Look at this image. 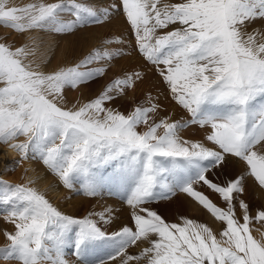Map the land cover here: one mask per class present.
<instances>
[{"label":"snow or ice","instance_id":"1","mask_svg":"<svg viewBox=\"0 0 264 264\" xmlns=\"http://www.w3.org/2000/svg\"><path fill=\"white\" fill-rule=\"evenodd\" d=\"M121 3L139 53L157 65L172 99L190 118L156 122L150 117L158 110L156 104H134L127 113L108 107L134 87L139 72L117 75L77 108L60 106L57 97L65 86L75 88L105 72L103 66L88 65L120 53L94 49L71 67L44 73L25 64V47L0 43V143L24 136V141L9 144L21 159L31 152L65 187L79 182L88 196L114 185L131 210L130 223L108 233L91 213L83 218L66 215L35 188L0 180V210L7 212L5 219L15 229L4 231L7 244L0 247V259L70 264L67 252L86 260L95 247L104 245L110 250L107 260L119 264H264V234L260 239L252 235L249 206L239 202L243 222L235 212L233 201L244 191L243 176L221 185L207 175L231 157L244 162L246 174L264 187V42L256 39L258 29L244 31L247 24L264 19V0H181L163 7L159 0ZM64 12L72 18L62 19ZM101 15L107 19L109 10L98 12L78 0H39L23 6L0 0V25L18 32H70L82 24L100 23ZM176 24L179 27L157 34ZM258 98L261 102L256 103ZM189 124L207 129L204 141L211 146L178 134ZM201 182L219 194L226 209L195 189ZM173 188L223 222L219 239L205 224L188 218L169 223L147 207L167 199ZM99 216L110 221L103 213ZM254 219L264 221V210H257ZM138 241L148 246L129 254V246Z\"/></svg>","mask_w":264,"mask_h":264},{"label":"bare ground","instance_id":"2","mask_svg":"<svg viewBox=\"0 0 264 264\" xmlns=\"http://www.w3.org/2000/svg\"><path fill=\"white\" fill-rule=\"evenodd\" d=\"M9 5L23 6L26 4ZM60 15L64 20L70 19V15L67 12L61 13ZM114 21L115 18L110 22ZM249 26L252 28V30L248 29L247 26L245 29L251 32L254 29H258L259 34L256 36L257 41L264 42V20L259 21V19H257V21H252L249 23ZM24 33L26 36L25 43L27 47L31 46L33 49V51L30 52L28 51V48H26V51H28L29 54L23 58L24 62L25 64L30 65L33 70L44 73H51L60 68L71 67L73 64L78 63L90 52H92V48H100L102 50L105 48L110 50H121V38H116L117 41H115L114 44L107 45L98 37H90L88 40L79 38L77 42L70 41L68 39L69 35H65V32L59 33L48 28L26 30ZM0 43L2 42L0 41ZM4 44L10 46L13 49L18 47L14 44ZM105 62H107V60H105ZM101 65L103 66L107 64H104L103 62ZM128 71L131 72L132 70H127V72ZM66 90L67 86L63 88L62 93H64ZM148 90V88H141L140 92L135 90L127 91L126 95L118 97L116 102L121 103L125 107L132 108L134 104H140V94H143ZM65 97L66 95L64 94L63 98ZM152 97L157 98L159 102H163L166 99V97L160 91L155 93ZM86 102L87 101H80L78 104H69L64 101V104L60 102L59 104L60 106L66 108H77ZM170 106L172 110H176L172 115L174 121H180L182 116L177 110V106L175 104H170ZM182 131H187V129H182ZM188 131L192 133L190 137L180 133L181 131L179 129L178 134L183 139L198 140L205 142L208 146H211L209 142L199 140L193 128H189ZM22 141L23 139L20 137H17L15 140V142ZM1 147L3 148L4 145H1ZM4 151L5 152L3 155L0 156V176L2 177L6 174H11L12 177L17 178L16 176L21 174V182L16 181L17 184H26L28 187L35 188L64 214L77 218H83L84 216L91 213L92 218L95 219L108 233L116 231L122 225L130 223L131 210L125 203L124 199L121 198L118 189L114 185L106 186L95 196L87 197L86 194L81 190V184L74 181L73 187H71V190L67 192L68 187L64 186L59 177L53 171L51 173V170L47 169L48 167L43 164L39 157L33 159L31 152L29 153V157H31L32 162L17 166L15 169L11 165L8 166L6 170L5 162H7V158L15 152L14 150H11L10 153L7 148ZM240 163H242V161H240ZM241 166L246 165L243 162ZM214 170L210 171L207 175L209 179L215 183L223 185L226 181L236 178V171L233 168L224 169L223 167L217 168L215 171ZM242 186L244 191L235 194L236 198L233 201L235 205L236 216L237 218L241 219V222H243L242 216L244 213L240 208L239 203L241 200H243L249 206L250 217H253L249 225L252 235L257 239H260L262 234H264V221H261L258 224H255L253 221L255 220L254 217L257 210H264V187H261L258 182L255 181L254 177L242 179ZM194 187L197 191H200L204 195L208 196L209 199L218 207L223 209L227 208V203L219 196L218 193L208 188L207 185H204L201 182L195 184ZM73 192L75 193V196L72 195ZM82 194L83 197L81 198ZM147 207L156 210L158 214H160L169 223H182L181 218H188L195 220L198 223L205 224L213 230L218 239L220 238L219 233L225 227L223 222L218 221L207 209L200 205L198 201H196L193 197H190L187 193L179 191L178 188H173L167 199L154 200L149 205H147ZM100 213H103L106 219L110 217V221L108 223L102 221L99 216ZM258 233H260L259 236H257ZM147 246V241H138L136 245H130L127 251L129 254H137L141 249ZM109 251L110 250L106 246L99 245L89 253L85 260L76 256L72 257V254H70L71 252H67L66 250L67 254L65 258L70 261V264H99L101 260H103L105 264H119L118 261L112 262L107 260ZM130 264H144V262L132 261Z\"/></svg>","mask_w":264,"mask_h":264},{"label":"rangeland","instance_id":"3","mask_svg":"<svg viewBox=\"0 0 264 264\" xmlns=\"http://www.w3.org/2000/svg\"><path fill=\"white\" fill-rule=\"evenodd\" d=\"M33 2H39V0H8L9 4H28V3H33ZM43 2L54 3L56 2V0H43ZM78 2L85 3L87 6H90L94 8L95 10L98 9L97 10L98 12H100V10L102 9H108L110 16L108 15L107 19H103V16L101 15L100 23L89 22L87 24H82L80 26H77L70 32H65V35H69L68 39L70 41L77 42L79 38L88 40L90 37H98L102 41L107 42L106 43L107 45H112L114 44L115 41H117L116 38L118 39L121 38V50L120 51L115 50V51H118L120 54L113 55L111 59H108L109 63H108V60L107 62H105V60H101V61H94L90 66L88 65V67H101L102 66L101 63L103 62L104 64L106 63L107 65H103V67H105V72L102 76L97 77L93 80H90L87 83L79 84L75 88L71 86H67V90L64 93H62L59 97H57V100H59V102L63 104H64V101L69 104H78L80 103V101H83V102L89 101L90 99L98 95V93L103 89V87L108 82H110L112 79H114L117 75L122 76L123 74L128 73V72L129 73L139 72L141 73L140 79H138L135 82L134 87L127 89V91L135 90V91L140 92L141 88L149 89L147 92L140 94V104H143L145 107L150 106V104L158 105L157 112L150 113V117L152 118V120L158 122L161 118H168L169 122H174L172 115H173V112H175L176 110H172L170 104H175L177 106V110L182 116L180 121L178 122H183V121L188 120L190 118L189 114L179 104H177L175 100L172 99L169 86L159 74V71L157 70V65H154L148 62L142 56V54L139 53L136 47L135 34L130 24L127 22L125 14L123 13L121 0H80V1L78 0ZM179 2H181V0H159L158 6L163 7L164 4H172V3H179ZM112 5H115L116 7H112ZM14 6H19V5H14ZM67 13L70 15V19H71L72 18L71 14L69 12ZM114 18H115V21L110 22ZM260 20L262 21L264 19H259V21ZM254 21H257V19ZM174 27H179V25L178 24L170 25L169 28L167 29L158 30L157 34H160L161 31H170ZM247 28L252 30L249 24L247 25ZM244 31H246L247 33H251V31L249 30L247 31V29H244ZM25 37L26 36L24 32H18L9 27L0 25V41L2 43L4 42L8 44H14L18 47L23 46L25 47V49L28 48V51L32 52L33 49L31 48V46L27 47L25 43ZM97 49H100V48H97ZM93 50L94 48H92L91 51ZM100 50L103 51L104 49L103 50L100 49ZM159 67L163 68L164 66L159 65ZM81 70L83 71L84 69L82 68ZM127 70H132V71L127 72ZM158 91H160L166 97V99L163 102H159L157 98L152 97ZM64 94L66 95L65 98H63ZM116 101L117 100H114L112 104L107 105V106L119 108L121 111H124L125 113H127L128 111H131L132 109L131 107H125L121 103H117ZM259 102L261 101L258 98L257 103ZM140 127H141L140 130H143L144 126L141 125ZM189 128H193L195 130L196 136L199 140H204L207 129L201 128L199 125L189 124L186 127L179 128V130L181 131L180 133L190 137L192 133L188 131ZM182 129H187V131H182ZM158 131L162 132V129ZM19 137L22 138L23 141L25 140L24 136H19ZM14 142L15 141H9L7 144L0 143V156L3 155V153L5 152L4 150L6 148L11 153V150L13 151L14 149L9 147V144L14 143ZM1 145H4V147L2 148ZM257 147L259 148L260 146H257ZM14 152L15 153L11 154L7 158V162H5L7 166L12 165L15 169L17 166L25 165L29 162H32L31 157H29V155L27 159H21L19 152L16 150H14ZM13 161H19V162L14 163L13 165ZM242 163H240L238 159H233L230 157L229 162L224 166V169L233 168L236 171L235 177L243 176V179L251 178L250 175L246 174L247 166H241ZM51 173H52V170H51ZM16 177L17 178H14L11 176V174H6L2 177L0 176V180L6 181L10 184H17L16 181L21 182V179H22L21 174ZM70 190L71 189L68 188L67 192H69ZM72 195L75 196V193L73 192ZM86 196L88 197V195ZM82 197H83V194L81 195V198ZM6 215H7L6 211L0 210V247H3L5 244H7V240L5 239V236H4V231L6 229L9 232H12L15 230L14 225L5 219ZM253 222L255 224L259 223L256 220H254ZM259 235L260 233L257 234V236ZM71 256L73 257L75 255L72 254ZM0 264H19V261L13 260V259H7V260L0 259ZM41 264H47V262L42 261Z\"/></svg>","mask_w":264,"mask_h":264}]
</instances>
